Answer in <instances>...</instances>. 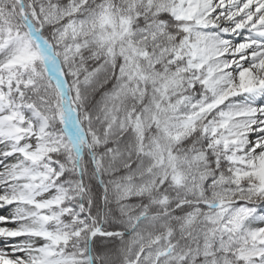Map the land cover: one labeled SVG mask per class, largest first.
<instances>
[{
    "label": "snow or ice",
    "instance_id": "snow-or-ice-1",
    "mask_svg": "<svg viewBox=\"0 0 264 264\" xmlns=\"http://www.w3.org/2000/svg\"><path fill=\"white\" fill-rule=\"evenodd\" d=\"M0 264H264V0H0Z\"/></svg>",
    "mask_w": 264,
    "mask_h": 264
}]
</instances>
